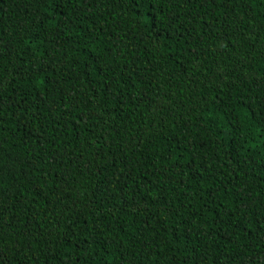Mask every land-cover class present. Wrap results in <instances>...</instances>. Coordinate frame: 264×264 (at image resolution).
<instances>
[{
    "label": "trees",
    "instance_id": "trees-1",
    "mask_svg": "<svg viewBox=\"0 0 264 264\" xmlns=\"http://www.w3.org/2000/svg\"><path fill=\"white\" fill-rule=\"evenodd\" d=\"M0 264H264V0H0Z\"/></svg>",
    "mask_w": 264,
    "mask_h": 264
}]
</instances>
